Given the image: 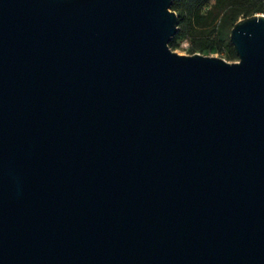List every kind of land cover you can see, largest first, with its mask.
<instances>
[{
	"label": "water",
	"instance_id": "1",
	"mask_svg": "<svg viewBox=\"0 0 264 264\" xmlns=\"http://www.w3.org/2000/svg\"><path fill=\"white\" fill-rule=\"evenodd\" d=\"M172 3L0 0V264H264V15Z\"/></svg>",
	"mask_w": 264,
	"mask_h": 264
},
{
	"label": "trees",
	"instance_id": "2",
	"mask_svg": "<svg viewBox=\"0 0 264 264\" xmlns=\"http://www.w3.org/2000/svg\"><path fill=\"white\" fill-rule=\"evenodd\" d=\"M171 10L178 18L171 50L187 41L191 55L226 50L225 59L232 62L238 59L229 41L231 29L239 19L264 13V0H173Z\"/></svg>",
	"mask_w": 264,
	"mask_h": 264
},
{
	"label": "rangeland",
	"instance_id": "3",
	"mask_svg": "<svg viewBox=\"0 0 264 264\" xmlns=\"http://www.w3.org/2000/svg\"><path fill=\"white\" fill-rule=\"evenodd\" d=\"M212 1L213 0H211V2ZM188 48H189V44H188L187 41H178L177 42V46L175 48H173L172 51L176 52L179 55H191L188 52ZM202 55L212 56V57H220V58H224L225 59L226 50H223L222 52L211 51V52L203 53ZM235 61H237V60H235ZM235 61H232V62H235Z\"/></svg>",
	"mask_w": 264,
	"mask_h": 264
},
{
	"label": "built area",
	"instance_id": "4",
	"mask_svg": "<svg viewBox=\"0 0 264 264\" xmlns=\"http://www.w3.org/2000/svg\"><path fill=\"white\" fill-rule=\"evenodd\" d=\"M260 15H264V13H261Z\"/></svg>",
	"mask_w": 264,
	"mask_h": 264
}]
</instances>
